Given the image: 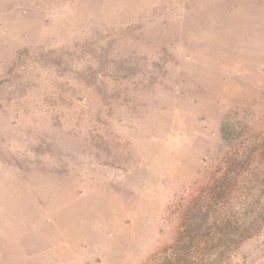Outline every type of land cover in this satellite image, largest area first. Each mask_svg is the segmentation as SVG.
Here are the masks:
<instances>
[{
	"label": "rangeland",
	"instance_id": "rangeland-1",
	"mask_svg": "<svg viewBox=\"0 0 264 264\" xmlns=\"http://www.w3.org/2000/svg\"><path fill=\"white\" fill-rule=\"evenodd\" d=\"M0 264H264V0H0Z\"/></svg>",
	"mask_w": 264,
	"mask_h": 264
},
{
	"label": "trees",
	"instance_id": "trees-1",
	"mask_svg": "<svg viewBox=\"0 0 264 264\" xmlns=\"http://www.w3.org/2000/svg\"><path fill=\"white\" fill-rule=\"evenodd\" d=\"M198 230V229H197Z\"/></svg>",
	"mask_w": 264,
	"mask_h": 264
}]
</instances>
